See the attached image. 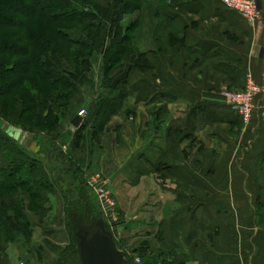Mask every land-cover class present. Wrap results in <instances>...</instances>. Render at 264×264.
Returning <instances> with one entry per match:
<instances>
[{"label":"crops","instance_id":"0c3cea01","mask_svg":"<svg viewBox=\"0 0 264 264\" xmlns=\"http://www.w3.org/2000/svg\"><path fill=\"white\" fill-rule=\"evenodd\" d=\"M258 3L262 20L250 25L220 0H155L150 30L170 38L152 35L139 49L154 55L156 67L139 69L122 90L127 149L116 153L127 144L116 136L103 159L98 141L115 196L137 189L135 201L116 199L120 207L144 208L138 226L154 227L153 237L159 233L185 264H264L257 202L264 201V92L248 126L223 98L250 77L264 88V0Z\"/></svg>","mask_w":264,"mask_h":264},{"label":"rangeland","instance_id":"374dc122","mask_svg":"<svg viewBox=\"0 0 264 264\" xmlns=\"http://www.w3.org/2000/svg\"><path fill=\"white\" fill-rule=\"evenodd\" d=\"M68 1L73 7L79 9L82 4L88 5L89 12L107 11L108 9L113 10L119 7V0ZM154 2L155 0H144L139 5L140 9L131 10L130 13L122 16L121 21L124 26L136 22L137 19L144 24L141 28H138L135 34L137 51L141 47L146 46L152 35L165 41L170 38L163 34L161 30L158 33L150 30V16L153 13ZM96 19H92V24L96 22ZM156 25L157 23H154V26ZM35 26L37 28V25ZM85 26L78 27V30L72 31L71 34L77 37L76 39L86 41L87 44L85 42V46H87L90 40H86V35L91 34L94 37L98 27L87 28ZM176 37L180 39L179 36ZM82 49L85 50L83 46ZM78 50H81L80 46L72 45L71 52L68 53L65 47L57 42L56 49L47 50L48 52L52 51L53 59L56 58L55 66L59 68H63L62 66L65 68L69 67L72 72L70 73L72 75L70 79L73 83V88L69 91L72 93L71 96L67 102L62 100L54 102V107L56 108L54 113L55 122L54 116H51L52 113L45 114L47 108L38 107L36 101L28 102L26 89H15L9 98L6 96L5 98H0V131L15 140L31 156L43 161L42 172L47 175V179L51 183L49 190H45V193H43L45 200L42 203L32 196L25 198L22 190L17 191V194L11 198L6 195L7 192L0 191V202L5 200V207L9 200L21 202L23 209H25L27 221L26 224L20 221V217L14 219L12 213L15 210L8 211L9 216L6 218L9 219V223H12V228L6 230L0 225V264L3 263L2 261L5 262L4 264H79L77 263L78 258L75 250L76 242L72 235L70 213L75 206L83 205L86 199L90 201L89 203L93 206L96 213L106 221L108 228L115 234L120 247L127 252L128 261L132 262V264H145V261L151 264L154 261L152 260L151 262L150 260L152 255L157 258H168L167 260L178 257L183 261L184 257L182 254L175 253L171 248L169 249L159 233L153 237L154 234L151 231H153L154 227L148 224L138 226L139 224L137 223L140 219L137 217L144 208L140 210L137 209V206L134 208L130 202L126 203L128 205L127 208L120 207V202L118 204L116 199L119 201L120 195L127 200H134L135 197L132 196L138 195L136 194L137 189L122 188L121 194L116 193L115 196L113 179L109 178L110 175L106 177L107 173L101 169L103 165L101 164L102 159L98 155H100L99 149L101 151L102 149L99 148L97 150L98 146H100V141L105 150L102 158L108 155V152L105 153L107 150H112L107 144L116 148V136L124 137L123 139H126V141L123 143H127L126 146L120 144L121 147L116 148V153L127 149L129 144L127 136L129 135L128 132L132 130L123 124L126 122L124 102L117 104L121 114L120 118L112 120V116L98 136L94 134L93 130L83 131L81 127L80 129H75L72 126V119L84 109L91 111L89 118H87L89 124H91L90 120L94 119L96 112L94 106L102 102L101 98L103 96H108L112 93L108 91L106 86L107 80L113 73L110 71V74H105L106 64L103 61L102 54L99 52L93 54L91 59L92 70L87 71L83 75L84 72L81 68L83 67L82 69L84 70L86 65L83 66L81 63L82 66H80L71 54L72 52L75 54ZM58 55L61 57L60 60ZM65 63L70 66L65 65ZM125 63L124 65L116 66L115 75L119 74L129 64L127 61ZM34 84L36 86L34 90L37 92L40 90L45 99L51 96L54 89L59 88L58 86L51 88L44 83L38 84V81ZM34 90L32 89L31 91L34 92ZM50 124L57 125V127L54 125L56 127L55 131L48 130ZM119 125L121 128L116 131L115 129ZM110 137H112L111 140ZM126 154L127 150L124 156ZM115 157L118 160L119 156L115 155ZM106 163L108 166H112L111 162ZM99 176L104 177L108 181V189L113 192L112 195L115 200L113 206L117 207L114 211L103 206V200L102 198L100 199L99 193L92 188L94 184L96 185L100 182ZM142 195L146 196V192H142ZM39 207L44 208V210L41 211L42 208L39 210ZM158 262L160 261H157V264Z\"/></svg>","mask_w":264,"mask_h":264},{"label":"trees","instance_id":"16d2710c","mask_svg":"<svg viewBox=\"0 0 264 264\" xmlns=\"http://www.w3.org/2000/svg\"><path fill=\"white\" fill-rule=\"evenodd\" d=\"M143 1L119 0L117 9L89 12L88 5L82 4L81 8L83 9H79L73 7L68 0H0V98H5V96L9 98L12 91L23 88L26 89L29 103L36 101L38 107L47 108L45 114L50 112L51 116H54L56 111L54 102L58 100L67 102L72 94L69 92L73 88L70 79L72 72L69 67L55 66L56 58L53 59L52 51L48 52L47 50L56 49V42L65 47L68 53L71 52L72 45L80 46L81 50L71 54L80 66L86 65L84 70L83 67L81 68L84 72L83 75L92 70L91 59L95 52H99L106 64L105 74H110V71L113 73L107 80L106 87L109 92H117L119 95L111 98L103 96L102 102L94 106L98 119H96L97 123L93 131L98 136L111 117L118 114L119 106L117 104L125 101L121 92L126 88V85L130 84L132 76L139 69L148 70L156 67L157 63H155L153 54L138 52L139 49L137 51L135 34L138 28H141V21L137 19L136 22L127 26H124L121 21L122 16L126 13L140 9L139 5ZM94 18L97 19L92 24ZM82 25H86L87 28L98 27L94 37L91 34L86 35V40H90L87 46H85L86 41L76 39L77 37L71 34ZM82 46L85 50L82 49ZM58 58L60 60L61 57L58 55ZM125 61L129 64L115 75L116 66L126 64ZM65 65L70 66L68 63ZM37 81L38 84L44 83L51 88L54 86L59 88L54 89L51 96L45 99L40 90L38 92L34 90L36 88L34 83ZM32 89L34 92L31 91ZM89 112L91 114V111ZM235 115L243 123L242 118L236 113ZM87 124L88 119H85L81 129H84ZM54 125L50 124L48 130L55 131L57 125H55L56 127ZM42 167L43 161L31 156L15 140L0 131V191L7 192L6 195L11 198L17 194V191L22 190L25 198L32 196L37 201L44 202L45 195L43 193L45 190H49L51 183L47 179V175L42 172ZM89 202L86 199L83 205L75 206L71 210L70 221H72L73 213H77L85 223H90L95 216L101 217ZM257 202L264 206L263 200L258 199ZM0 203L3 204H0V225L4 229L12 228V223H9V219L6 218L9 216L8 211L10 210H15L12 213L14 219L20 217V221L27 222L25 209L21 202L9 200L6 207L4 206L5 200H1ZM40 208L42 207L38 209L40 210ZM43 210L44 208L41 211ZM73 225L72 221V230ZM72 235L76 242L77 263L81 264L79 250H77L78 242L74 233ZM117 245L123 250L118 242ZM150 260L151 262L154 260L151 264H157V261H160L158 264L185 263L178 257L167 260L152 255ZM127 262L132 264L128 258ZM145 264L149 263L145 261Z\"/></svg>","mask_w":264,"mask_h":264},{"label":"built area","instance_id":"2783aa9c","mask_svg":"<svg viewBox=\"0 0 264 264\" xmlns=\"http://www.w3.org/2000/svg\"><path fill=\"white\" fill-rule=\"evenodd\" d=\"M220 3L228 10L238 13L250 25H255L262 20L260 5L257 0H220ZM263 92L264 88L260 86L253 77H250L244 89L238 90V92L226 91L223 98L231 109L242 118L243 124L248 126L254 117L255 100L263 94ZM89 115L90 112L86 109L79 113V116L82 118V122L87 119ZM98 178L101 179L100 182L96 185L94 184L92 188L99 193L100 199L102 198L103 200V206L114 211L117 207L113 206V202L115 200L112 195L113 192L108 189V181L101 176Z\"/></svg>","mask_w":264,"mask_h":264},{"label":"water","instance_id":"95a60500","mask_svg":"<svg viewBox=\"0 0 264 264\" xmlns=\"http://www.w3.org/2000/svg\"><path fill=\"white\" fill-rule=\"evenodd\" d=\"M71 122L75 129H80L83 124L79 115ZM72 221L81 264H128L126 252L118 247L116 236L105 220L95 216L90 223H85L73 213Z\"/></svg>","mask_w":264,"mask_h":264}]
</instances>
